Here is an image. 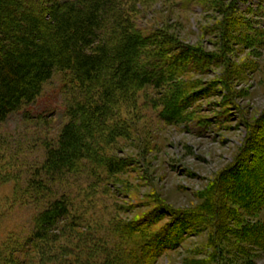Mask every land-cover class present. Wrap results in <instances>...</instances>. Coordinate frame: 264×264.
Wrapping results in <instances>:
<instances>
[{"label": "rangeland", "instance_id": "374dc122", "mask_svg": "<svg viewBox=\"0 0 264 264\" xmlns=\"http://www.w3.org/2000/svg\"><path fill=\"white\" fill-rule=\"evenodd\" d=\"M147 2L137 26L169 36L173 50L161 64L171 75L161 87L128 92L117 107L103 149L120 171L88 163L54 188L68 194L80 218L81 238L60 241L66 257L105 264L110 255L111 264H127L139 239L152 246L147 264H264L255 231L264 226V203L253 206L248 187L231 190L264 172V0ZM61 79L25 108L40 123L19 113L0 125V246L23 245L40 212L27 181L44 161L45 142L67 121L71 95ZM169 99L182 110L172 122L165 117Z\"/></svg>", "mask_w": 264, "mask_h": 264}, {"label": "trees", "instance_id": "16d2710c", "mask_svg": "<svg viewBox=\"0 0 264 264\" xmlns=\"http://www.w3.org/2000/svg\"><path fill=\"white\" fill-rule=\"evenodd\" d=\"M147 5V0H0V125L19 113L24 122L40 123L42 117L35 119L25 108L36 104L56 75L63 92L71 95L66 123L56 139L42 144L44 161L27 181L29 200L41 206L33 231L23 245L2 244L0 264H75L60 241L81 238L80 218L68 194L55 195L54 188L79 177L88 163L120 171V161L103 149L114 135L110 124L116 122L117 107L128 92L161 87L171 75L170 67L161 64L173 50L169 36L162 30L147 34L137 26ZM177 103H164L168 122L182 112ZM232 185L233 193L248 187L253 206L263 205V171L255 173L251 186ZM255 231L264 241V226ZM132 243L123 258L127 264L150 262L151 243ZM111 257L104 263L111 264Z\"/></svg>", "mask_w": 264, "mask_h": 264}]
</instances>
